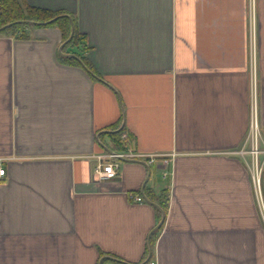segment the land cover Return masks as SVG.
Segmentation results:
<instances>
[{
    "label": "crops",
    "instance_id": "1",
    "mask_svg": "<svg viewBox=\"0 0 264 264\" xmlns=\"http://www.w3.org/2000/svg\"><path fill=\"white\" fill-rule=\"evenodd\" d=\"M26 1L75 18L96 73L56 25L0 34V264H264V0ZM117 124L168 164L101 179Z\"/></svg>",
    "mask_w": 264,
    "mask_h": 264
},
{
    "label": "trees",
    "instance_id": "2",
    "mask_svg": "<svg viewBox=\"0 0 264 264\" xmlns=\"http://www.w3.org/2000/svg\"><path fill=\"white\" fill-rule=\"evenodd\" d=\"M54 18H56V20L48 24H13L12 26H9L0 31V34L11 35L17 38H27V28L29 27L56 25L62 32L63 44L70 38L72 30V19L74 24L73 37L62 47V53L59 54V57L64 63L79 66L89 72L91 70L93 73H96L86 57V53L89 49L86 37L78 30L76 20L73 16L65 13L64 11H51L44 8L33 7L29 5L26 0H0V28L10 23L21 20H32L38 23H47ZM70 54L76 55L78 59L70 56ZM93 73L91 74L93 75ZM120 127V124L111 127V130L117 131L119 129V131L110 133L109 136L113 138L114 142H116L117 149L122 151L126 148V143L122 139V135L125 133V126H123L122 128ZM168 200L169 193L167 189H163L160 192L159 197L155 200L159 204L165 215L168 209ZM151 246L153 247L152 238ZM109 260L114 262L115 264H127L120 259H118L120 261H116L113 259Z\"/></svg>",
    "mask_w": 264,
    "mask_h": 264
},
{
    "label": "built area",
    "instance_id": "3",
    "mask_svg": "<svg viewBox=\"0 0 264 264\" xmlns=\"http://www.w3.org/2000/svg\"><path fill=\"white\" fill-rule=\"evenodd\" d=\"M122 139L125 141L126 148L120 152H112V153H103L98 155L99 164L97 168V173L101 179L106 180H115L119 176V168L120 162L122 160L128 161H138L147 165H152L157 162L158 158H162L165 164H168L169 159L165 157V155H156V154H144L139 153L129 147V136L124 133L122 135ZM248 139L251 142V153L253 155V180L254 184L258 191H260V174L262 171L261 161L259 155L264 154V150H261L259 147V124L257 121V115L254 111L250 133ZM5 174V170L0 168V177ZM167 173L164 174V177ZM129 199L135 203H144L145 199L141 194L138 193H129ZM150 264H154L151 262Z\"/></svg>",
    "mask_w": 264,
    "mask_h": 264
},
{
    "label": "water",
    "instance_id": "4",
    "mask_svg": "<svg viewBox=\"0 0 264 264\" xmlns=\"http://www.w3.org/2000/svg\"><path fill=\"white\" fill-rule=\"evenodd\" d=\"M55 20H56V18H54V19L48 21L47 23H38V22H34V21H32V20H21V21H17V22L10 23V24H8V25L3 26L2 28H0V31L4 30L5 28H7V27H9V26H12L13 24H19V23H20V24H28V25H29V24H31V25H35V24H48V23H52V22H54ZM71 21H72V30H71V35H70V38L68 39V41L71 40V38L73 37V34H74V24H73V20H72V19H71ZM68 41H66L65 43H63V44L61 45V47H60V53H62V47H63ZM70 56H72V57L78 59V57H77L76 55H74V54H70ZM122 127H123V125H121L120 128H122ZM118 131H119V129H118L117 131H108V132H118ZM103 146H104V145H103ZM106 149H107L108 151H111V150L108 149V148H106ZM150 175H151V169L149 168V174H148V176H150ZM145 199H146V201H147L149 204H151V205H153V206H155V207H157L158 209L161 210L162 218H161V221H160V223L157 225L156 228L161 227L162 224H163V222H164V220H165V214H164L163 210L160 208V206H159L158 204L154 203V202L151 201L150 199H148V198H145ZM155 230H156V229H155ZM151 234H152V233H151ZM149 238H151V235H150ZM149 240H150V239H149ZM151 255H152V246H151V243H149V256H148V258L146 259L145 262H148V261H149V259L151 258ZM113 260L120 261V260H118V259H116V258H113ZM127 264H129V263H127Z\"/></svg>",
    "mask_w": 264,
    "mask_h": 264
},
{
    "label": "rangeland",
    "instance_id": "5",
    "mask_svg": "<svg viewBox=\"0 0 264 264\" xmlns=\"http://www.w3.org/2000/svg\"><path fill=\"white\" fill-rule=\"evenodd\" d=\"M261 166H262V163H261Z\"/></svg>",
    "mask_w": 264,
    "mask_h": 264
}]
</instances>
